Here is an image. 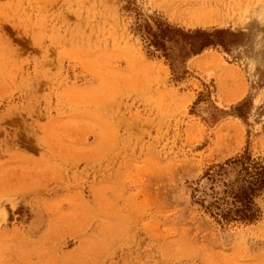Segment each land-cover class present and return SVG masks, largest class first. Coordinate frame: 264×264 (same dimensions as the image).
Segmentation results:
<instances>
[{
  "label": "rangeland",
  "instance_id": "374dc122",
  "mask_svg": "<svg viewBox=\"0 0 264 264\" xmlns=\"http://www.w3.org/2000/svg\"><path fill=\"white\" fill-rule=\"evenodd\" d=\"M155 17L235 35L171 67ZM245 150L264 0H0V264H264V190L251 223L192 196Z\"/></svg>",
  "mask_w": 264,
  "mask_h": 264
},
{
  "label": "trees",
  "instance_id": "16d2710c",
  "mask_svg": "<svg viewBox=\"0 0 264 264\" xmlns=\"http://www.w3.org/2000/svg\"><path fill=\"white\" fill-rule=\"evenodd\" d=\"M137 30L148 45L161 50L169 58L171 67L207 46L221 44L227 47L233 39L226 35H235L227 28L185 29L158 17L153 19V24L147 20L138 24ZM203 176L207 177L208 183L194 188L193 200L217 220L251 223L259 218L261 209L256 197L264 190V163L261 159L252 157L245 150L216 167H209Z\"/></svg>",
  "mask_w": 264,
  "mask_h": 264
}]
</instances>
